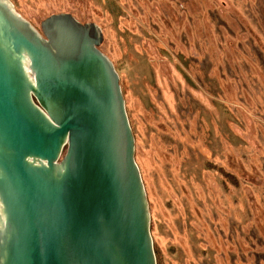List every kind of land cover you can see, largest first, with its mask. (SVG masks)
<instances>
[{
  "label": "rangeland",
  "instance_id": "rangeland-1",
  "mask_svg": "<svg viewBox=\"0 0 264 264\" xmlns=\"http://www.w3.org/2000/svg\"><path fill=\"white\" fill-rule=\"evenodd\" d=\"M103 33L158 264H264V0H8Z\"/></svg>",
  "mask_w": 264,
  "mask_h": 264
},
{
  "label": "water",
  "instance_id": "water-1",
  "mask_svg": "<svg viewBox=\"0 0 264 264\" xmlns=\"http://www.w3.org/2000/svg\"><path fill=\"white\" fill-rule=\"evenodd\" d=\"M68 13L0 0V264H158L120 76Z\"/></svg>",
  "mask_w": 264,
  "mask_h": 264
}]
</instances>
